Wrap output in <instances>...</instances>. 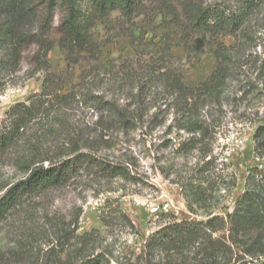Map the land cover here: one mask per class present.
<instances>
[{"label":"trees","instance_id":"1","mask_svg":"<svg viewBox=\"0 0 264 264\" xmlns=\"http://www.w3.org/2000/svg\"><path fill=\"white\" fill-rule=\"evenodd\" d=\"M260 6L261 0H0V96L21 71V53L29 45H35L36 51L28 76L43 73L41 91L11 106L0 119V168L8 167L13 173L8 180L0 177V223L21 216L30 223L27 241L46 242L45 248L35 243L9 252L14 259L10 264H264V167L248 172L246 188L231 212L225 216L212 212L211 207L215 208L222 197L215 196L221 182L220 175L211 173L213 161H203L211 148H203L208 128L200 117L206 103L218 100L231 76V59L223 40L242 33ZM146 12L172 26L180 36L178 45L186 51L193 52L194 38L215 47L216 65L207 81L195 89L186 87L180 79H169L168 85L174 125L191 135L180 142L174 154L181 156L193 150L202 154V165L192 168L178 182L188 212L203 210L206 220L168 217L146 238L138 253L123 256L120 261L95 231L76 235V219L68 222L46 215L41 219L43 226H50L52 232L36 230V201L82 174L135 180L128 163L97 157L80 129L68 125L64 111L79 96L73 90L64 92L70 82L51 66L48 54L57 48L68 66L99 57L94 32L98 26L106 25L113 13L131 20ZM57 17L59 37L52 39ZM113 114L119 125L130 124L126 112L113 110ZM136 118L141 119L132 117V122ZM61 137L63 144L54 143ZM253 142L255 154L264 157V125L256 128ZM118 213V220L133 230L131 221ZM102 222L107 226L105 218Z\"/></svg>","mask_w":264,"mask_h":264},{"label":"rangeland","instance_id":"2","mask_svg":"<svg viewBox=\"0 0 264 264\" xmlns=\"http://www.w3.org/2000/svg\"><path fill=\"white\" fill-rule=\"evenodd\" d=\"M58 20L57 17L53 25L52 39L59 37ZM94 32L99 57L68 66L55 48L49 52L48 61L69 80L64 92L73 90L79 96L64 111L68 125L80 129L97 157L112 163H128L135 180L82 174L36 201V230L52 232L50 226H43L41 219L46 215L68 222L76 219V235L95 231L103 245H110L114 256L123 261V256L138 253L146 238L168 217L179 221L206 220L203 210L197 209L196 214L188 212L178 182L192 168L202 165V154L196 150L181 156L174 154L180 142L191 135L174 125L168 85L169 79H180L186 87L195 89L207 81L216 65L215 47L194 38L193 52L186 51L178 45L180 36L176 30L151 12L131 20L113 13L109 22ZM223 41L231 59V76L218 100L209 101L200 111L208 128L203 148H211L203 161H213L211 173L220 175L221 182L215 196L222 197L211 211L220 216L233 210L246 188L248 172L264 167V157L255 154L253 142L256 128L264 125V0L243 32ZM35 51V45L22 51L21 71L0 96V119L11 106L41 91L43 73L28 76L34 68ZM79 94L98 100H82ZM113 110L126 112L130 124L119 125ZM136 116L141 119L132 122ZM54 143L61 145L64 138ZM0 177L8 180L13 173L2 166ZM118 210L131 221L133 230L118 220ZM23 219L14 215L0 223V264L13 263L9 252L17 251L16 248L24 250L35 243L45 248L46 242L40 239L27 241L30 223Z\"/></svg>","mask_w":264,"mask_h":264}]
</instances>
